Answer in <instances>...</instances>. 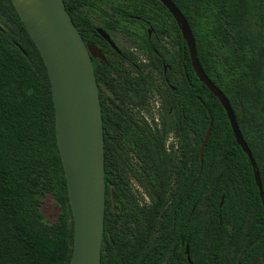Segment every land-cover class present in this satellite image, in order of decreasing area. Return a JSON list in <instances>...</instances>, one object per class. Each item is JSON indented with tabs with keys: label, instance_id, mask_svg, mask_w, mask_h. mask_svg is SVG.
I'll list each match as a JSON object with an SVG mask.
<instances>
[{
	"label": "trees",
	"instance_id": "16d2710c",
	"mask_svg": "<svg viewBox=\"0 0 264 264\" xmlns=\"http://www.w3.org/2000/svg\"><path fill=\"white\" fill-rule=\"evenodd\" d=\"M172 1L192 29L205 73L232 105L264 188V0ZM64 2L85 42L101 48L120 75L123 64L108 55L114 50L98 27L113 38L136 29L153 65L169 66L153 127L129 109L145 107L153 84L107 81L121 110L100 92L102 264H264V203L254 168L224 106L198 78L170 10L160 0ZM93 62L101 87L100 63ZM47 195L60 209L50 224L41 211ZM73 226L48 71L12 0H0V264H69Z\"/></svg>",
	"mask_w": 264,
	"mask_h": 264
},
{
	"label": "water",
	"instance_id": "95a60500",
	"mask_svg": "<svg viewBox=\"0 0 264 264\" xmlns=\"http://www.w3.org/2000/svg\"><path fill=\"white\" fill-rule=\"evenodd\" d=\"M160 1L181 28L198 78L227 111L236 140L250 158L264 203V188L256 160L229 99L205 73L197 55L192 29L182 11L172 0ZM12 2L44 60L51 81L57 144L74 222L69 264H102L106 212L105 134L93 58L104 56L98 47L85 42L64 0ZM97 30L116 47L103 28L98 27ZM211 129L212 123L201 148V160ZM186 252L192 263L188 246Z\"/></svg>",
	"mask_w": 264,
	"mask_h": 264
},
{
	"label": "flooded vegetation",
	"instance_id": "af4514ba",
	"mask_svg": "<svg viewBox=\"0 0 264 264\" xmlns=\"http://www.w3.org/2000/svg\"><path fill=\"white\" fill-rule=\"evenodd\" d=\"M138 20V19H137ZM132 26L137 27L139 23H134ZM132 27L133 29H135ZM147 33L148 37L151 39L155 32L152 27L147 26ZM134 36L130 34L119 32L115 34L114 38L110 35L111 39L114 41L116 47H114L108 40V43L111 45L114 51H110L108 55L111 58H115V60L121 62L123 64L122 72L123 74L120 75L117 71H115L111 66H109L110 61L107 58V55L99 48L104 56V58L94 57L95 59L99 60V75L101 78V87H99L100 92L106 98L108 104L112 106L114 109L121 110V101L120 98L112 92L111 88L109 87L107 81L113 80L115 83L124 82L125 78H129L131 81L135 83L138 82V85L142 86V84L149 83L150 86L153 84L154 88L152 91H149V98L148 103L145 105L144 108H135L130 106L129 109L133 112V114L140 115L143 111L147 112L150 109L152 95L155 93L159 102L158 108L161 110L162 108V100L159 93V89L165 87L167 83L169 85V79L165 77L167 71L169 69L168 64L163 62V71L160 70L156 65H153L151 55L144 50V48L140 45L139 35L134 30ZM182 32V31H181ZM183 35V34H182ZM157 40L159 37L156 35ZM160 42L167 44L172 51L175 50V43H168L165 39L160 40ZM97 47V46H96ZM155 52H158L155 50ZM127 53V54H126ZM93 58V59H94ZM94 63V62H93ZM105 63L106 65H104ZM95 68V67H94ZM96 74V72H95ZM97 77V76H96ZM98 81V80H97ZM99 85V84H98ZM147 87V86H146ZM171 88L175 89L174 86L171 85ZM101 97V96H100ZM124 106V105H123ZM145 120H147L150 125L153 127L154 120L150 119L145 116ZM161 115H158L157 121L160 122Z\"/></svg>",
	"mask_w": 264,
	"mask_h": 264
},
{
	"label": "rangeland",
	"instance_id": "374dc122",
	"mask_svg": "<svg viewBox=\"0 0 264 264\" xmlns=\"http://www.w3.org/2000/svg\"><path fill=\"white\" fill-rule=\"evenodd\" d=\"M158 106H159V102H158L156 94L154 93L152 95L150 109L147 112L143 111L142 113H140V115L147 116L149 120L153 119L155 122L153 125H155L156 123H158L156 118H158V115H160V109L158 108ZM173 141H174V137L170 136L168 140V144H170V142H173ZM133 182H134L133 183L134 188L136 189L137 193L140 196H142V188L137 184L135 180H133ZM142 197H143L142 199L143 202H147V203L150 202V199L145 194ZM41 201H42L41 211L43 213L44 220L49 224L55 222L60 212L59 206L57 205L56 201L51 195L41 197Z\"/></svg>",
	"mask_w": 264,
	"mask_h": 264
}]
</instances>
